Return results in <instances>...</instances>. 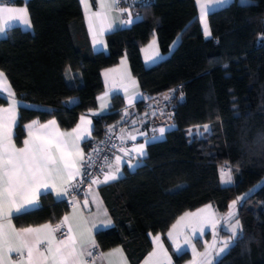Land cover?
Here are the masks:
<instances>
[{
	"label": "trees",
	"instance_id": "trees-1",
	"mask_svg": "<svg viewBox=\"0 0 264 264\" xmlns=\"http://www.w3.org/2000/svg\"><path fill=\"white\" fill-rule=\"evenodd\" d=\"M12 2L27 7L32 32L12 27L0 39V71L18 100L46 108H19L16 145L30 120L54 118L62 128L73 127L96 107L100 70L122 55L144 93L174 90V127L147 145L133 171L99 188L113 226L95 233L98 250L120 246L130 264H139L152 247L149 235L159 233L181 264L189 252L175 253L165 238L176 218L206 203L225 212L245 194L236 210L240 233L213 264H264V0H233L209 12L208 39L195 0H153L134 8L139 21L106 34L107 52L92 50L78 0ZM154 32L162 53L180 40L167 58L145 67L140 46ZM123 106L120 95L111 97L109 111L93 118V139L120 118ZM204 124L206 139L187 135ZM222 165L235 171L231 185L220 183ZM68 208L46 193L37 208L12 219L19 227L53 223Z\"/></svg>",
	"mask_w": 264,
	"mask_h": 264
},
{
	"label": "crops",
	"instance_id": "crops-1",
	"mask_svg": "<svg viewBox=\"0 0 264 264\" xmlns=\"http://www.w3.org/2000/svg\"><path fill=\"white\" fill-rule=\"evenodd\" d=\"M12 1L13 0H7L6 3L0 6L14 10L26 9V15L16 11L11 13L3 12L0 13V21H7L10 16L18 17V19H15L11 22L7 31L12 27H18L22 30L32 32V23L27 7L24 4H15ZM78 1L83 13L90 46L94 51L107 52L108 48L105 36L108 32L129 27L142 18V15L135 11L134 8H130L127 11L126 16L123 17L122 13L117 9V6H110L112 0H103V3L105 4V7L103 8L100 7V0H87V10L85 5L81 3V0ZM231 1L233 0H228L225 5ZM237 1L240 3L249 2V0ZM201 2L206 4L207 0H201ZM195 5L203 37L208 39L211 37L209 25L208 29L210 32V37L206 38L204 35V26L200 21V5L196 3V0ZM225 5L215 7L211 11L224 7ZM129 13H131L132 16L138 15L139 19H135L131 24H124L123 21L129 19ZM208 13L206 14L207 24ZM24 20L30 21L31 26H25L23 23ZM7 31L3 34H0V39L6 36ZM94 40L97 41L96 44L93 43ZM179 40V36L176 37L170 43L168 52L162 53L154 32L152 37L146 43L140 46V56L143 65L145 67H149L167 58L178 45ZM174 41H176L175 45ZM157 53L159 54L158 58L152 60L148 59ZM100 78L102 81L103 90L96 96V107L86 113L81 114L73 127L68 129L62 128L54 118H49L44 121H40L38 119L30 120L24 124V137L22 139V143L19 146L16 145L13 140V136L11 138V143L15 145L17 149H19L25 146L24 141L26 139L30 141H36L37 137H44L53 139L54 141L63 142L66 145L65 151L71 154L69 160L75 163L76 168H79L82 161L81 156H84L85 151L83 143L88 140H93V118L107 113L111 106V97L115 94L120 95L124 101V106L120 111V118L106 127V129L117 131L126 143V148L118 150L114 160L108 166V172L113 173H115L116 169L119 168V173H116L118 175V179L107 183H92L83 195L72 199L67 197L65 186L69 181L75 180L78 177V175H76L72 177V179H69V172L75 171V169H69L60 173L53 172L51 175L47 176L45 178V182L49 185L47 193L51 194L54 200H65L69 205L68 211L62 216V218L66 216L68 217V220L64 222L66 234L62 237H59L55 232L49 233V230H42L39 235L41 237L47 236L49 239H51L52 251H48L49 245L47 243H44L42 246L36 245L32 248L31 259L29 258L28 249L26 247H22V239L32 241L34 240L36 234H22L20 237H18L16 233L19 232L20 229L40 228V226L45 224H49L51 228H53V223L43 222L37 225L20 227L16 226L12 219L13 216L8 215V210L9 208H15L18 204H22L24 202L22 194H18L14 202L5 200L3 205L4 214L3 217H0V224L3 225V232L5 233L4 240L0 242V264H60V257L56 255V249H62L63 253L66 255L72 250L73 247L75 248V253L73 256L68 257L66 264H130L124 250L120 246H115L105 251H99L95 242V247H92L91 241H95V233L113 226V220L101 197L99 188L100 186L107 185L122 178L126 170L133 171L144 161V158L147 155V145L149 143L163 139L167 130H165L163 135H161L159 132L155 137H149L145 118L135 116L136 111L138 110V108H136V104L140 101L148 99L150 95L144 93L141 90L136 77H134V75L131 73L126 55H122L115 65L102 68L100 70ZM0 81H3L5 87L4 94L0 95V97L5 99V97H8V92L11 91L13 93V91L5 77L0 78ZM5 100L6 103L0 105V109L11 108L12 112H0V116L4 117L6 123L8 124L9 128H11L13 133L15 131L16 125L13 127L10 116L15 114L18 122L19 108L21 106L32 109H46L36 104L18 100L15 96L8 97V99ZM129 101H131V103H129ZM82 116L85 117L84 121L81 120ZM124 117H129L130 121L125 123ZM53 120L56 122L54 125L48 123L49 121ZM33 121H36L37 123L33 125L31 129L25 127V125H30ZM89 121L90 123H88ZM45 125L47 127H42ZM77 125H80V129L76 132H73V129H76ZM204 125L195 126L194 128H201L204 127ZM191 129L193 128H190L189 130ZM30 131L32 133L31 136L29 135ZM81 134L86 136V139L83 141L77 139V137ZM196 137L201 138L200 136ZM36 142L39 143V141ZM140 145H144L143 152L145 155L143 156L140 155V152L136 151ZM53 155L59 159L60 154L55 150V148H53ZM130 164L132 167H129ZM227 167H225L223 171L226 174H230L232 176L233 183L235 171L231 168H229V170ZM219 177L221 183V171ZM103 180L104 176L99 181ZM232 183L221 184L231 185ZM238 197L244 196L240 195ZM235 200H237V198ZM241 201L242 200L238 201L237 204L232 208L228 207L225 212H219L214 207V205L206 203L195 210L181 213L165 232V238L170 244L171 249L177 253L176 245L179 244L183 248V251L186 250L189 252V254L191 251L198 253L201 248H204L208 245L209 239H207V237H209L211 233L216 232V235H219V241L215 252L212 255V259L208 261V264H213L223 253H225L228 247L232 244L233 239L236 237H232L231 228L236 223V210ZM231 204L232 202L230 205ZM38 206L39 197L37 205L35 207L26 208L24 212L33 210ZM230 212H234L235 215L230 217ZM105 220H111V224L100 223L101 221ZM69 228L71 229V232H69ZM240 230L241 228L238 229V234L240 233ZM169 233H171V235H169ZM69 235L73 237L74 244L69 241L68 246L66 247L64 244L59 243L60 241H67ZM157 237H159V239H156ZM149 238L152 247L139 264H176L161 234H150ZM229 240L230 243L228 247L217 257L216 253L220 249L225 248L222 246H225V242ZM184 243H186L185 247L188 249L183 246ZM218 246H221V248L219 249ZM10 249H12V251H10ZM15 249H20V251L16 252ZM116 249H119L120 251L114 252ZM89 252L92 253L91 256L88 255ZM54 257H56L55 261ZM190 259L191 255L188 260Z\"/></svg>",
	"mask_w": 264,
	"mask_h": 264
},
{
	"label": "snow or ice",
	"instance_id": "snow-or-ice-1",
	"mask_svg": "<svg viewBox=\"0 0 264 264\" xmlns=\"http://www.w3.org/2000/svg\"><path fill=\"white\" fill-rule=\"evenodd\" d=\"M7 0H0V5L6 3ZM121 0H112L111 7H115L118 3H120ZM228 2V0H207V3H202L201 0H196V3L200 5V21L204 26V35L206 38L210 37V32L208 29V24L206 21V14L210 12L215 7H220L225 5ZM81 3L85 5L86 10L88 7L87 0H81ZM100 7H105V4L103 3V0H100ZM21 12L26 15V9H11V8H5L0 6V13L3 12ZM127 11V10H125ZM15 19H18V17L10 16L7 21H0V34H3L7 31L9 25L11 22ZM135 19H139V16H132L131 13H129V19L126 21H123L124 24H131L134 22ZM23 23L25 26L30 27V21L24 20ZM94 44L97 43V41H93ZM176 41H174L175 45ZM158 53L154 54L153 57H149V60L158 58ZM227 67V66H225ZM4 74L3 72H0V78H3ZM5 91L4 83L3 81H0V95H3ZM174 91V90H173ZM8 97H14V94L9 91ZM8 97H5V99H8ZM167 98V97H166ZM131 103V101H129ZM12 112V109H0V112ZM10 119L12 121L13 127L17 123L16 115L13 114L10 116ZM81 120L84 121L85 117L82 116ZM37 122L33 121L30 125H25L26 128L31 129L33 125H35ZM49 124L54 125L56 122L49 121ZM90 123V121L88 122ZM42 127H47L42 126ZM80 129V125H77L76 129H73V132H76ZM161 135L165 132L164 128L159 129ZM210 127L209 125H204V132H209ZM191 132V130H190ZM202 135V133H198ZM14 135L11 128H9L8 124L6 123L4 117L0 116V217H3V205L5 200L9 201H15L16 196L18 194H22V198L24 202L22 204H18L15 208H9L8 215L9 216H15L17 214L23 213L26 208L35 207L38 203V197L41 195H44L47 193L49 185L45 182V178L49 175H51L53 172L60 173L62 171H67L69 169H75V171L69 172V179H72V177L76 175H80V169L76 168L75 163L71 162L69 160L70 153H67L65 151V144L60 141H54L53 139H48L44 137H37L36 141H39L37 143L36 141H30L26 139L24 141V147L17 149L15 145L11 143V138ZM29 135L31 136V131L29 132ZM77 139L83 141L86 139V136L81 134L77 137ZM53 148L60 154L59 159L56 158L55 155H53ZM144 145H140V147L136 150L140 152V155L143 156L145 153L143 152ZM81 159L83 160V156H81ZM119 159V158H118ZM62 166V167H61ZM129 167H132L130 164ZM116 173H119V168L116 169V172H108L104 175V180H93L92 183H107L113 180L118 179V175ZM84 175H90L87 172V169L85 168ZM221 183L222 184H230L232 183V176L230 174H226L223 169L221 170ZM59 195V193H58ZM244 197H237V200L232 201V204L229 206L232 208L237 204L238 201L243 200ZM209 207V206H206ZM187 215V214H186ZM234 212H230L229 216H234ZM68 220V217H64L63 221L60 224H57L55 228H51L49 224H45L40 226V228H24L20 229L19 232L16 233L18 237H20L22 234H32L35 233L36 236L34 240L29 241L27 239H22V247H26L28 249L29 258L31 259L32 255V248L36 245H43L44 243H47L49 245L48 251L51 252V239L46 237H41L39 233L42 230H49V233L52 232H61L62 233V227L63 222H66ZM102 224H111V220H105L101 221ZM175 227V226H174ZM240 228V221L237 219L236 223L232 226V237L238 235V229ZM15 232V230L13 229ZM69 232H71V229L69 228ZM171 235V233H169ZM5 238V233L3 232V225L0 224V242H2ZM156 239H159L157 237ZM231 240V238H230ZM229 241L225 242V248L220 249L216 256L218 257L225 249L228 247ZM72 242L74 244L73 237L70 235L68 236L67 241H60V244H64L66 247L68 246V242ZM92 247H95V241H91ZM12 251V249H10ZM16 252H19L20 249H15ZM119 249L114 250V252H119ZM183 251V248L181 245H176V252L180 253ZM75 253V248L73 247L71 251H69L66 255L63 253L62 249L57 248L56 249V255L60 257V264H66L68 257L73 256ZM89 256L92 255L91 252L88 253ZM56 257H54L55 261Z\"/></svg>",
	"mask_w": 264,
	"mask_h": 264
},
{
	"label": "built area",
	"instance_id": "built-area-1",
	"mask_svg": "<svg viewBox=\"0 0 264 264\" xmlns=\"http://www.w3.org/2000/svg\"><path fill=\"white\" fill-rule=\"evenodd\" d=\"M152 1L121 0L116 6L123 17H125L130 8H135L138 5H146ZM174 96V91L170 89L151 95L148 99L142 101L141 108L136 111L135 116L145 118L149 137L158 135L160 128L168 130L174 127ZM129 121V117H124L125 123ZM123 148H126V143L117 131L105 129L100 137L94 138L84 151V159L79 166L81 174L75 180L69 181L65 186L67 197L74 199L83 195L93 180H100L108 172V166L114 160L117 151ZM85 168L90 175H84ZM62 221V217L58 218L53 222V228ZM55 233L59 237L66 234L64 222L62 227L63 234L61 232Z\"/></svg>",
	"mask_w": 264,
	"mask_h": 264
},
{
	"label": "rangeland",
	"instance_id": "rangeland-1",
	"mask_svg": "<svg viewBox=\"0 0 264 264\" xmlns=\"http://www.w3.org/2000/svg\"><path fill=\"white\" fill-rule=\"evenodd\" d=\"M198 133H202V135L198 134ZM209 132H204V127L201 128H193L188 131L187 135L191 138L193 136H200L201 138L206 139L207 135ZM227 166H221L220 167V171L222 169H224ZM227 169H229V166L227 167ZM230 170V169H229ZM264 179L261 181L263 182ZM245 196V194L243 195ZM232 229V228H231ZM219 235H216V232L211 233L209 237H207V239H209L208 241V245L204 248H201V250L198 251V253H194L193 251H191L190 255H191V259L190 260H186L183 262V264H208L211 259H212V255L215 252V249L217 247L218 241H219ZM185 244H183V246L185 247ZM219 249L221 248V246H218ZM225 247V246H222ZM186 248V247H185ZM188 249V248H186ZM200 252V253H199ZM223 253V252H222Z\"/></svg>",
	"mask_w": 264,
	"mask_h": 264
}]
</instances>
